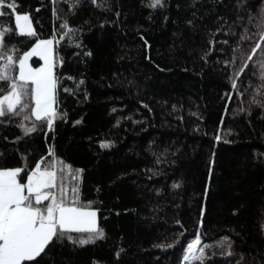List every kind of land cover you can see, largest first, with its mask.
I'll use <instances>...</instances> for the list:
<instances>
[{"label": "trees", "instance_id": "1", "mask_svg": "<svg viewBox=\"0 0 264 264\" xmlns=\"http://www.w3.org/2000/svg\"><path fill=\"white\" fill-rule=\"evenodd\" d=\"M15 3L37 35L9 32L5 50L59 41L61 117L27 135L19 125L33 117H0V169L24 168L21 182L40 161L58 177L81 170L78 181L63 172L68 198L77 186L104 232L83 246L54 240L25 264H201L183 260L197 233L202 264H264V0ZM2 10L0 27L14 29Z\"/></svg>", "mask_w": 264, "mask_h": 264}, {"label": "snow or ice", "instance_id": "2", "mask_svg": "<svg viewBox=\"0 0 264 264\" xmlns=\"http://www.w3.org/2000/svg\"><path fill=\"white\" fill-rule=\"evenodd\" d=\"M161 4L162 0H152L150 6ZM4 7L14 14L15 28L0 27V61H6L0 63V81L9 82L7 94L0 95V117L25 113L24 120L34 117L31 127H26L23 123L19 125L26 135L37 130L35 121L46 124L51 131L55 119L61 117L54 108L58 80L53 71V45L59 41L55 38L38 40L29 51L18 57L9 54L4 45V37L9 32L15 31L17 35L28 37H35L37 34L30 15L16 13L15 0H0V16L7 14L2 10ZM63 27L67 29L64 33L67 36L72 30L66 23ZM260 39L264 41V31H261ZM261 48L262 44L256 43L253 55ZM32 57L42 59L43 65L33 68L29 63ZM248 59L251 60L252 56ZM261 66L264 67V60H261ZM16 68L18 75L13 77L9 73ZM243 70L242 68L241 72ZM232 87L236 88L235 81ZM3 92L4 89H0V93ZM29 99L34 102V106H30ZM101 146L109 147L108 144ZM49 155L53 156L54 152L50 150ZM43 163L37 162L34 169L26 174V182H21L24 168L0 169V264L35 261L54 240L67 238L83 246L104 237L103 230L97 224V212L90 207L78 206L77 186L71 187V199L68 198L69 188L64 182L63 172L67 170L71 179L78 181L81 170L72 172L70 166L65 165L58 177L57 172L52 170L55 163L42 167ZM46 201L48 203L45 204ZM71 233H87L88 236L86 239H74ZM207 247L197 233L187 244L183 260L200 261L202 264Z\"/></svg>", "mask_w": 264, "mask_h": 264}, {"label": "rangeland", "instance_id": "3", "mask_svg": "<svg viewBox=\"0 0 264 264\" xmlns=\"http://www.w3.org/2000/svg\"><path fill=\"white\" fill-rule=\"evenodd\" d=\"M13 21H14V17H13ZM47 40H48V39H47ZM36 43H37V42H36ZM34 45H35V44H34ZM34 45H33V46H34ZM33 46H32V47H33ZM32 47H31V48H32ZM31 48H30V49H31ZM30 49H29V50H30ZM29 50H28V51H29ZM32 59H37V60L39 61V65H38L37 67H33V66H32L33 68H39V67H41V66L43 65V60L40 59L39 57H32V58L30 59V61H29L30 64H31V60H32ZM17 75H18V72H17ZM32 103H33V106H34V102H33V101H32ZM33 118H34V117H33Z\"/></svg>", "mask_w": 264, "mask_h": 264}, {"label": "crops", "instance_id": "4", "mask_svg": "<svg viewBox=\"0 0 264 264\" xmlns=\"http://www.w3.org/2000/svg\"><path fill=\"white\" fill-rule=\"evenodd\" d=\"M14 26H15V23H14Z\"/></svg>", "mask_w": 264, "mask_h": 264}]
</instances>
